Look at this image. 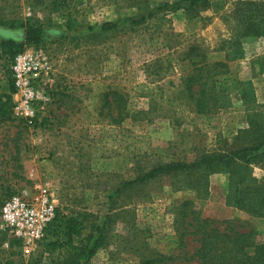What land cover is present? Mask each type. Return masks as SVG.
<instances>
[{
	"label": "rangeland",
	"instance_id": "obj_1",
	"mask_svg": "<svg viewBox=\"0 0 264 264\" xmlns=\"http://www.w3.org/2000/svg\"><path fill=\"white\" fill-rule=\"evenodd\" d=\"M167 1L173 0H0V22L21 31L35 22L47 29L42 43L25 50L43 60L34 81L51 98L27 118L14 109L15 89L14 105L0 114V204L15 193L48 194L62 215H79L83 234L97 235L102 227L103 245L84 264H142L160 254L168 258L159 264H198L200 237L192 232V209L221 228L235 220L264 241V218L227 204L225 172L210 175L206 195L191 187L192 176L184 173L124 186L159 162H190L231 144L239 129L248 127L242 80L251 81L247 87L264 111V35L244 40V56L229 60L230 72L217 76L219 106L210 117L196 113L186 94H177L193 71L184 58L190 44L216 54L236 36L230 14L236 0H212L219 5L196 17L183 9L164 10L143 24L125 25L126 17ZM106 21L125 26L103 31ZM12 62L0 56V95L13 91ZM118 92L126 103L123 112ZM132 109L152 112L134 118ZM119 114L122 122L115 121ZM255 175L264 179V163L255 166ZM51 237L28 253L0 219V264H64L65 247L47 248Z\"/></svg>",
	"mask_w": 264,
	"mask_h": 264
},
{
	"label": "trees",
	"instance_id": "obj_2",
	"mask_svg": "<svg viewBox=\"0 0 264 264\" xmlns=\"http://www.w3.org/2000/svg\"><path fill=\"white\" fill-rule=\"evenodd\" d=\"M84 0H78L83 3ZM219 5L212 0H173L162 3L147 13L129 16L123 22L106 21L102 24L103 31L118 30L122 25L136 26L143 24L148 18L164 10L183 9L190 17L200 16L202 10ZM236 24L237 34L226 41L214 54L201 45L192 43L185 50V57L193 71L185 79L184 87L178 95L186 94L191 100V106L198 114L210 117L219 106L218 75L230 72L229 60L244 56L242 44L248 38H258L264 35V0H236L234 9L230 12ZM125 24V25H124ZM24 30L7 22H0V56L13 60L15 56L27 47L42 43L47 29L38 22L26 23ZM72 22L68 29H73ZM12 30V35L6 31ZM231 40V41H230ZM233 48L230 52L223 49ZM224 53V54H223ZM251 81L242 80L239 90L248 115V127L240 128L233 137L231 144L218 147L203 153L193 161L171 160L154 164L140 171L136 176L125 182L126 187L148 182L161 175L184 173L191 175L189 185L199 194H208L210 175L216 172L227 174L226 202L253 216L264 218V179L255 175V166L264 163V111L258 109L255 93L247 85ZM198 85V88L194 86ZM12 93L0 95V114L6 113L10 105H14ZM116 97L117 106L123 112L126 103L121 93ZM151 110H135L129 113L134 118L149 117ZM120 115V114H119ZM121 114L115 121L122 122ZM119 189V188H118ZM191 201L185 203L189 207ZM2 204H0L1 209ZM191 224L196 228L192 232L199 235L200 246L197 250L198 264H264V241L258 240V231L251 228L241 230L235 220H227L221 228L215 220L201 218L195 210H190ZM215 224V225H214ZM83 220L79 215L64 216L57 208V216L51 225L46 245L48 250L65 247L64 264L89 263L103 245L102 227L99 234H83ZM14 243L22 246L20 239L12 238ZM253 248V250H250ZM164 254L146 258L142 264H159L167 260ZM19 264H56L51 261H29Z\"/></svg>",
	"mask_w": 264,
	"mask_h": 264
},
{
	"label": "built area",
	"instance_id": "obj_3",
	"mask_svg": "<svg viewBox=\"0 0 264 264\" xmlns=\"http://www.w3.org/2000/svg\"><path fill=\"white\" fill-rule=\"evenodd\" d=\"M44 65L39 56L28 50L19 52L13 59V83L18 96L14 109L20 116L35 117L37 107L51 99L38 91L34 81ZM56 216V200L48 194L27 197L15 193L3 200L0 209L2 229L8 236L20 239L28 253L49 234Z\"/></svg>",
	"mask_w": 264,
	"mask_h": 264
}]
</instances>
